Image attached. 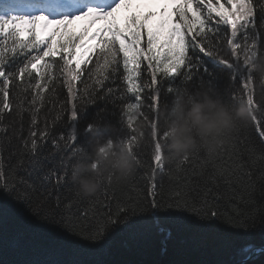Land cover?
Returning a JSON list of instances; mask_svg holds the SVG:
<instances>
[{
	"label": "snow or ice",
	"instance_id": "6c2138e0",
	"mask_svg": "<svg viewBox=\"0 0 264 264\" xmlns=\"http://www.w3.org/2000/svg\"><path fill=\"white\" fill-rule=\"evenodd\" d=\"M225 2L230 7H226ZM225 2L10 0L5 3L0 8V189L15 201L29 205V192L36 190V184L45 190L52 184L59 187L67 179L72 161L80 159L86 151V147L78 143L81 135L78 124L87 107L98 102H107L113 107L119 104L118 123L130 132L134 131L125 114L135 107L142 111L145 100L149 112L159 118V106L177 87L204 82L213 84L218 80L219 74L214 72V68L210 69L208 61L231 73L225 89L230 102L241 99V94L233 87L237 80L240 88L248 93L244 99L251 102L248 80L252 72L246 60L241 61L236 54L238 50L246 53L256 48L255 43L249 47L248 42L257 39V13L261 16L260 24L264 26V0ZM222 25L231 29V38L226 41L231 46V60L220 56L214 46L222 36ZM242 42H246L243 48ZM202 57H207L208 61ZM77 82L83 86L82 90L76 88ZM62 85L67 87L73 101L70 131L52 138L51 143L55 152L68 155L61 156L52 168L46 169L43 161L47 157L41 156V150L49 137L48 112L57 113L52 117L55 122L66 108V105L57 108L53 99ZM45 93L50 96H45ZM126 94L131 95L128 97ZM49 102L51 109L45 107ZM25 113L30 117L27 135L24 130ZM108 114L116 113H110L107 106L98 108L92 119L84 124L82 135L90 138L94 131H103V122ZM39 123L45 125L40 135L37 134ZM253 124L264 143V120L256 117ZM135 141L136 135H129V147L138 154L133 146ZM163 141L164 135L161 134L152 142V167L148 179L153 214L176 210L191 212L200 221L219 218L216 210L209 209L213 203L208 199L210 186L205 187L199 208L187 200L180 203L177 199L166 205L156 202L160 187L156 174L157 170L163 172L164 164L155 153ZM9 148L11 151L6 157L5 152ZM197 155L192 154L193 157ZM13 157L17 158L16 164L7 168ZM138 162L141 163L140 160ZM18 170L28 178L16 176L15 179L4 180ZM197 175L202 177L203 173H193V177ZM231 175L233 173L219 169L210 173L208 179L212 184L218 179L227 182ZM188 184H191V179ZM138 207L119 208L118 214L125 213L119 223L126 225L127 214H134ZM84 216L88 218L86 214ZM250 218L238 219L237 223L243 227ZM42 219L45 224L62 230L68 236H80L74 231L71 213L59 218L54 212L43 213ZM117 223L118 220H107L105 225L90 229L89 234L83 236V241L100 243L106 226L115 227Z\"/></svg>",
	"mask_w": 264,
	"mask_h": 264
},
{
	"label": "trees",
	"instance_id": "16d2710c",
	"mask_svg": "<svg viewBox=\"0 0 264 264\" xmlns=\"http://www.w3.org/2000/svg\"><path fill=\"white\" fill-rule=\"evenodd\" d=\"M7 2L10 0H0V8ZM260 20L261 16L257 13V39L248 43L249 47L251 43H255L256 48L253 50L258 55H264V26L260 24ZM221 29L222 36L214 46L220 56L231 60V46L226 42L231 38V29L223 25ZM244 43L246 42L241 44L242 48ZM236 55L241 61L245 59L244 52L238 50ZM202 58L208 61L207 57ZM208 62L210 69L214 68V72L220 77L213 84L228 100L225 89L229 85L231 73L220 65ZM82 87L77 82L76 88L82 90ZM233 87L241 94V99L231 102L246 101L244 97L248 93L240 88L239 80L235 81ZM126 95L130 97L131 94ZM252 95L257 109L256 117L264 120V94L254 90ZM11 96L10 92V98ZM45 96L50 94L45 93ZM53 99L57 108L62 105H66V108L55 122L52 117L57 113L48 112L49 137L41 150V156L47 157L43 161L46 169L52 168L61 156L68 155L65 152H55L51 139L70 131L69 117L73 101L67 87L63 85L57 89V95ZM104 106L108 107L110 113L116 114L106 115L103 126L112 125L118 130L105 131L104 135H115L127 141L129 135H136L135 124L134 131L130 132L118 123L119 104L113 107L110 103L98 102L87 107L78 124V131L81 133L78 143L86 148L91 137L85 138L82 135L84 124L92 119L98 108ZM45 107L51 109V102L46 103ZM142 112L149 125L159 123V118L149 112L146 100L143 102ZM29 119V115L25 113V135L29 129ZM44 127L43 123H39L38 135ZM154 139L149 137L144 142H134L133 146L138 153L135 156L141 163L130 182L105 185L98 195L91 198H82L76 194L70 179L71 169L67 179L59 187L52 184L45 190L36 184V190L29 192V205L15 201L0 189V264H233L248 257L255 247L264 245V143L256 134L253 123L243 128L214 161L207 160L204 153L198 152L195 157L191 155L188 162L164 164L163 172L157 170L156 180L160 183L156 195L158 204L166 205L178 199L180 203L187 200L199 208L205 187H211L208 199L213 203L209 205V209L216 210L219 218L206 221L198 220L191 212L176 210L153 214L148 177L151 175ZM10 151L11 148L5 152L6 157ZM16 159L13 157L6 167L14 166ZM76 161H72V164ZM219 169L233 175L229 176L227 182L218 179L212 184L208 176ZM194 172H202L203 176L193 177ZM16 176L28 178L23 171L18 170L4 180L15 179ZM31 179L35 183L34 178ZM133 205L139 207L134 214H127V224L122 225L119 221L123 220L125 213L118 214L117 210ZM48 212L57 213V218L71 213L74 231L80 236H68L62 230L45 224L42 214ZM245 217L251 218L241 227L237 220ZM109 219L118 220V223L115 227L106 226L107 230L100 243L83 241V236L89 234L90 229L105 225ZM244 264H264V252Z\"/></svg>",
	"mask_w": 264,
	"mask_h": 264
},
{
	"label": "clouds",
	"instance_id": "9594fccd",
	"mask_svg": "<svg viewBox=\"0 0 264 264\" xmlns=\"http://www.w3.org/2000/svg\"><path fill=\"white\" fill-rule=\"evenodd\" d=\"M245 60L252 72L248 80L251 102L232 103L208 82L177 87L159 106L158 124L149 125L139 107L126 112L128 122L136 125L135 142L163 134L164 141L155 153L162 164L183 162L198 152L214 161L256 119L254 90L264 94V55L246 52ZM108 130L118 131L112 125H104L103 131H94L85 153L72 165L70 179L76 194L82 198L98 195L105 185L128 183L136 175L139 162L129 142L115 135H104Z\"/></svg>",
	"mask_w": 264,
	"mask_h": 264
},
{
	"label": "water",
	"instance_id": "95a60500",
	"mask_svg": "<svg viewBox=\"0 0 264 264\" xmlns=\"http://www.w3.org/2000/svg\"><path fill=\"white\" fill-rule=\"evenodd\" d=\"M264 252V245L262 246H257L255 247L251 252L250 254L248 255V257H246L245 259L243 260H240V261H237L233 264H244L247 260L249 259H252V258H255L257 257L258 255H260L261 253Z\"/></svg>",
	"mask_w": 264,
	"mask_h": 264
},
{
	"label": "rangeland",
	"instance_id": "374dc122",
	"mask_svg": "<svg viewBox=\"0 0 264 264\" xmlns=\"http://www.w3.org/2000/svg\"><path fill=\"white\" fill-rule=\"evenodd\" d=\"M41 2H43V0H41ZM217 6H219V5L217 4Z\"/></svg>",
	"mask_w": 264,
	"mask_h": 264
}]
</instances>
